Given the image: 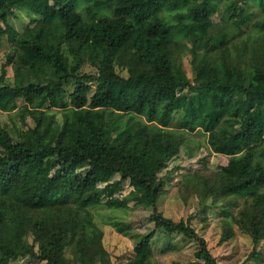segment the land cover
<instances>
[{
  "label": "trees",
  "instance_id": "trees-1",
  "mask_svg": "<svg viewBox=\"0 0 264 264\" xmlns=\"http://www.w3.org/2000/svg\"><path fill=\"white\" fill-rule=\"evenodd\" d=\"M23 7L35 17L19 32L8 17ZM3 41L0 111H15V124L0 123V264H113L93 209L129 203L150 208L154 227L132 234L125 264H158L157 229L197 242L191 264H217L193 216L174 221L156 205L168 161L201 149L196 132L227 163L203 165L184 186L220 205V242L233 225L264 241V0H0ZM84 63L96 73H81Z\"/></svg>",
  "mask_w": 264,
  "mask_h": 264
},
{
  "label": "rangeland",
  "instance_id": "rangeland-1",
  "mask_svg": "<svg viewBox=\"0 0 264 264\" xmlns=\"http://www.w3.org/2000/svg\"><path fill=\"white\" fill-rule=\"evenodd\" d=\"M35 16L26 8L15 9L8 17L9 24L17 31L22 32L29 21ZM214 25H219V18H213ZM190 45V44H188ZM11 51V46L7 41H3L0 45V71L1 66L6 62L7 54ZM182 64L189 74L187 62H189L188 51L182 54ZM81 73L93 74L96 69L89 63H84L80 68ZM15 81L13 64L6 67V74L3 80L4 83L12 85ZM22 102L18 100L17 104ZM15 111H0V123L2 125L13 128L15 122L12 121L11 114ZM171 122V128L177 129V119L174 115ZM29 125L33 124L30 119H27ZM17 124L20 121L17 120ZM26 128V127H25ZM190 140L195 144H199L201 149L190 156L184 148L180 153L168 161L166 169L171 173L169 177H165V192L157 201V209L163 216L174 221L186 219L188 216H193L192 227L202 236L211 255L215 258L217 264H264V241L255 244L252 238L238 230L233 225V235L226 241L220 242L222 235V221L224 215L220 205H211V201L201 202L199 195L195 194L189 187H186L185 180L190 179L193 172L199 170L203 165L207 166V171H215L219 167L227 163V157L209 153L207 151L206 136L201 132H196L190 135ZM165 169V170H166ZM206 171V170H205ZM162 170L159 175H164ZM118 178L119 175H116ZM123 191L127 192L131 186L128 180L124 181ZM242 199H239V204L233 206L227 218L236 215V212L241 208ZM206 209L202 212V209ZM94 208L95 220L103 231V244L110 254V259L113 264H125L132 256V247L134 244V236L136 233H146L153 229L151 221V209L136 206L129 203L128 206L120 210H105ZM108 217L121 222H128L131 230L130 234L122 235L116 231L112 225L105 222ZM152 245V262L158 264H173L179 262L181 264H191L196 261L195 252L198 244L193 239L186 238L181 233H166L162 229H157L151 241ZM10 264H45L41 261L18 259L12 260Z\"/></svg>",
  "mask_w": 264,
  "mask_h": 264
},
{
  "label": "built area",
  "instance_id": "built-area-1",
  "mask_svg": "<svg viewBox=\"0 0 264 264\" xmlns=\"http://www.w3.org/2000/svg\"><path fill=\"white\" fill-rule=\"evenodd\" d=\"M126 192H124V191H122L120 194H119V196H122L123 194H125Z\"/></svg>",
  "mask_w": 264,
  "mask_h": 264
}]
</instances>
